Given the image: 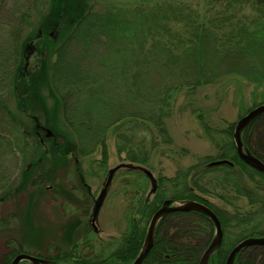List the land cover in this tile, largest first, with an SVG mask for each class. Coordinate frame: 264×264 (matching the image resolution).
Instances as JSON below:
<instances>
[{"label": "trees", "instance_id": "trees-1", "mask_svg": "<svg viewBox=\"0 0 264 264\" xmlns=\"http://www.w3.org/2000/svg\"><path fill=\"white\" fill-rule=\"evenodd\" d=\"M58 2L48 0V7L42 6L48 11L40 13V22L52 13L60 14ZM98 3L100 8L95 7ZM84 5L83 13L72 22L64 40L55 43L53 56L47 61L37 60L29 67L39 52L35 48L38 31H31L30 42L22 43V50L16 33L11 45L0 42V90L3 97L15 95L20 117L35 121L34 116L43 114L31 105L36 96L29 77L33 69L45 70L60 101L61 125L74 147L67 151L66 140H60L50 124L38 123L40 130L35 129V122L29 129L24 121L13 120L14 124L21 128V135H28L26 138L37 144L35 148L48 149L47 156L64 146L65 164L70 162V154L90 157L99 153L101 159L91 163L97 175L106 172L112 145L116 155L127 162L120 165L129 166L123 169L125 189L131 192L126 227L119 238L93 243L89 237L93 231L82 221L84 231L75 230L83 235L82 244L62 254L31 255L55 264H132L143 247L149 222L162 204L166 200L195 201L213 210L223 229L222 246L208 264H226L231 250L241 241L264 237V175L238 158L235 124L223 128L210 125L198 112L197 95L209 86L218 87L219 92L235 87L240 118L264 103L256 102L264 86V0H95V4L85 0ZM27 14L19 20L22 27L33 16ZM58 32L59 28L54 29L50 38L55 39ZM247 86L252 87L249 107L245 102ZM179 97L184 99L181 109L195 115L216 155L203 157L188 168L179 167L171 178H155L157 190L151 193V183L140 168L152 173L156 155L170 157L175 153L168 121ZM52 104L45 96L41 111ZM243 142L264 163V114L244 131ZM15 148L9 133L0 131V203L7 198L5 193L12 183L5 162L9 155L15 157ZM77 156L72 157L73 162ZM215 161L233 165L210 167ZM39 163L31 162L29 171ZM45 181L35 179L29 184ZM49 187L40 186L29 197L47 194ZM208 197L220 201L221 206ZM70 207L64 205L69 214L74 212ZM85 211L87 208L81 213ZM9 220L0 217V233L11 230ZM213 235L214 225L200 213L169 214L158 224L154 246L142 264H199ZM85 247L90 249L86 254L82 252ZM255 248L264 252V247L246 249L235 264H256L258 257L248 255ZM22 253L26 252L19 245L0 264H11Z\"/></svg>", "mask_w": 264, "mask_h": 264}, {"label": "rangeland", "instance_id": "rangeland-1", "mask_svg": "<svg viewBox=\"0 0 264 264\" xmlns=\"http://www.w3.org/2000/svg\"><path fill=\"white\" fill-rule=\"evenodd\" d=\"M33 1L0 0V42L2 46L11 45L13 34L16 33L20 50H22V43L26 41L28 44L30 42L31 31L39 32V37L36 36L38 39L35 40V48L39 52L35 53L30 60L29 67L36 65L37 60L47 61L52 58L53 52L51 51L54 50L55 43L57 44L60 39L64 40L72 22L75 23L85 9V0H59L58 7L62 9L60 14L56 16L52 13L51 17L40 22V13L44 14L48 11L45 10L46 8H42L43 5L48 7L46 4L48 0H39L36 3ZM90 1L95 4V0ZM113 1L128 3L134 0ZM95 7L100 8L99 3ZM30 12L33 16L29 24L22 27L19 20L23 15L26 16ZM56 28H59L58 36L51 39L50 35ZM33 70L32 77L29 79L32 80L31 85L35 90L36 100L31 105L36 108L37 112H42L43 115L40 118L34 116L35 121H33L29 118L20 117L15 95L3 97L4 95L1 94L4 91L0 90V98H3L0 99V131L9 133V137L16 147L15 157L9 155L5 162L12 183L6 190L7 193L4 192L7 194V198L0 203V217L6 220L11 219L9 220L11 230L0 233V260L19 245L24 252L38 255L62 254L75 245L73 238L76 234L75 230L79 231L82 228V221L89 226L95 201L104 187L108 171L122 163H127L123 157L120 159L116 155L114 147L110 145L107 170L102 175H97V170L91 163L101 159L99 153L90 157H78L77 153L70 154V162L65 164L66 161L63 158L66 157L67 152L64 146L57 148V152L54 151L47 156L45 153L48 149L42 151L39 147L35 148L37 144L28 140L26 138L28 135H21V128L18 129L13 120L24 121L26 129L31 128L34 122L37 123L35 125L37 130H40L38 123L45 126L50 124L55 135L60 140H66L65 146L69 147L67 151L74 147L73 140L69 141L68 137L70 136L64 132L61 125L60 101L50 84L48 75L43 69ZM234 92L235 87L232 86L222 92L218 91V87L213 86L200 89L197 95L198 112L208 119L210 125L218 128H223L227 124H236L240 119V110L236 104ZM251 92L252 87H245V102L248 107L251 105ZM260 92L262 95L256 97V102L263 103L264 86ZM45 96L53 104L43 112L41 111L43 108L41 103H43ZM183 102V97H179L175 113L168 121L169 133L176 151L170 157H163L159 154L155 156L151 170L155 178L159 176L171 178L179 167L188 168L203 157H215L216 155L215 149L205 137L201 124L195 115L189 109H181ZM12 114L13 118L11 117ZM20 118L22 120H19ZM50 134L49 132L47 135ZM30 145L33 147L31 148ZM178 150H184L186 154L183 155ZM76 156L78 159L75 158L73 162L72 157ZM31 162H40L37 167L34 166L32 172L29 171ZM125 173V170H120L115 175L112 189L108 193L95 222L97 231L94 232L90 226L91 231L94 232L89 235L93 243L109 242L112 238H119L125 230V213L131 195V192L125 189L127 178V176H123ZM35 179H45L46 181L36 186L30 185L29 182ZM44 185L50 186L47 194L55 193V197H50L47 194L41 196L33 194V197H29V194L34 193L36 188ZM148 189L150 190V184ZM74 193L79 200L78 210L82 211L87 208L88 211L84 213L79 211L76 218H71L69 212L64 210V205L69 206L75 202L72 199ZM208 198L214 204L221 206V202L217 199ZM83 231L84 229H81V232ZM76 235L80 236L77 244H82L83 235L80 233ZM18 242L20 244H17ZM89 250L88 247H85L82 252L86 254ZM248 255L258 257L256 264H264V252L261 249H252Z\"/></svg>", "mask_w": 264, "mask_h": 264}, {"label": "water", "instance_id": "water-1", "mask_svg": "<svg viewBox=\"0 0 264 264\" xmlns=\"http://www.w3.org/2000/svg\"><path fill=\"white\" fill-rule=\"evenodd\" d=\"M264 114V103L260 104L256 108L250 110L247 112L243 117L239 119V121L235 124L234 129V145L236 148V153L238 155V158L245 163L250 168L254 169L255 171L259 172L260 174L264 175V163L255 157L244 145L243 142V133L244 131L250 126L256 119H258L260 116ZM221 165H228L232 166L233 164L229 161H215L210 164V167L213 166H221ZM129 167L128 165H119L111 170H109L107 179L104 183V187L95 201V206L93 209V215H92V224L93 227L96 228L95 222L97 220L99 211L101 207L103 206L105 199L107 198L109 189L111 187L113 178L117 172L120 170H123L125 168ZM132 168V167H131ZM140 170L147 176L151 183V193H154L157 190V181L153 174L146 170L141 169ZM187 213V212H197L205 217H207L212 224L214 225V235L213 239L210 243V245L207 247V249L202 254V257L200 259L199 264H208L212 256L221 248L222 242H223V229L221 226V223L217 217V215L206 205L195 202V201H183V202H175L173 200H166L161 208L153 215L151 218L146 237L144 240L143 247L136 258V260L132 264H142L143 261L146 259V257L149 255L150 251L152 250L154 246V238H155V231L162 219H164L167 215L172 213ZM252 247H258L263 248L264 247V237L260 238H248L243 241H241L239 244H237L230 252L226 264H235L237 256L244 250L252 248ZM22 262H28L29 264H55L51 261L38 258L33 255H29L26 253L17 255L11 264H21Z\"/></svg>", "mask_w": 264, "mask_h": 264}, {"label": "flooded vegetation", "instance_id": "flooded-vegetation-1", "mask_svg": "<svg viewBox=\"0 0 264 264\" xmlns=\"http://www.w3.org/2000/svg\"><path fill=\"white\" fill-rule=\"evenodd\" d=\"M108 173H109V171H108ZM107 176H108V174H107ZM72 195H73V194H72ZM72 199H73L75 202L72 203V204H69V206H71L70 208H71L72 210L74 209V212H71V213H70V216H71V218H72V217L76 218V217H77V214H78V213H76V209H78L79 200H78V197L75 196V193H74ZM92 215H93V211H92ZM82 223H83V222H82ZM90 226L93 228L94 232L97 231V228H94V227H93V224H92V216L90 217V221H89V227H90ZM74 227H75V226H74ZM79 237H80V236H77V235L73 236V238H74V240H75V241H74V244H77V243H78V241L80 240ZM81 239H83V237H82Z\"/></svg>", "mask_w": 264, "mask_h": 264}]
</instances>
